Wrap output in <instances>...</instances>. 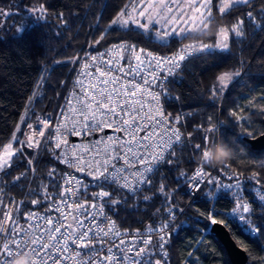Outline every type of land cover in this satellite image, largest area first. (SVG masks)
<instances>
[{"label": "trees", "instance_id": "obj_1", "mask_svg": "<svg viewBox=\"0 0 264 264\" xmlns=\"http://www.w3.org/2000/svg\"><path fill=\"white\" fill-rule=\"evenodd\" d=\"M40 3L47 8L44 19H36L27 11ZM128 3L130 0H0V9L12 13L0 17V151L7 143L12 144V150L19 149L11 160V167L0 171V195L8 204L22 201L21 213L43 210L47 206V202L35 206L30 202L40 198L43 185H48L53 196L60 190L65 167L43 138L38 147H27L24 131L28 124L36 125L38 118L51 117L53 126L58 121L73 85L76 65L86 55L121 41L137 49L166 54L180 46L173 41L168 47H162L134 27L108 29L111 19ZM216 3L217 0H213L216 22L200 35L205 43L214 44L218 26L231 25L236 17L249 10L243 6L221 19ZM261 8H264V0H254V15L258 22L264 23ZM21 25L25 31L18 33ZM244 33L243 37L230 38V53L222 54L223 60L219 55H194L168 82L164 93L166 110L181 117L178 128L184 137L191 133L190 139L174 146V157L166 155L165 159L173 162L160 163L151 174V184L143 185L135 194L109 187L113 198L120 203L114 208L110 205L105 208L121 229L144 228L156 219H166L170 207L175 214L178 208L183 209L177 215L178 224L172 228L165 247L166 264H230L224 248L209 231L207 214L210 210L220 213L217 219L225 221L223 225L231 238L245 251L246 264H264V201L258 199V193L264 190V149H251L246 138L252 137L245 131L255 137L264 131V31L256 29L245 17ZM101 34L104 39L94 44ZM192 42L191 39L185 41ZM231 69L239 70L241 77L223 94L212 97L210 89L216 77ZM231 111H236L243 119L231 116ZM209 118L219 128L218 137L229 142L234 158H229L230 169L223 172L215 170L221 167L219 162L204 167L211 170V176L221 184H234L239 179V194L254 210L251 222L261 228L258 238L245 235L238 223L227 215L236 206L232 190L216 188L206 182L193 198L185 192L184 179L202 164L200 155L195 154L192 147L203 140V133L197 128L208 127ZM51 129L46 130V136ZM19 142H24V146ZM29 160L33 161L31 167ZM52 168L57 172L55 183L48 176ZM254 172L258 173L256 179L260 180V185L252 179ZM17 176H21L19 181L15 180ZM161 185L165 189L163 193L159 191ZM12 211L23 226V215L17 214L14 206Z\"/></svg>", "mask_w": 264, "mask_h": 264}, {"label": "snow or ice", "instance_id": "obj_2", "mask_svg": "<svg viewBox=\"0 0 264 264\" xmlns=\"http://www.w3.org/2000/svg\"><path fill=\"white\" fill-rule=\"evenodd\" d=\"M253 3L254 0H217L215 8L221 19L243 6H247L249 10L236 17L231 25L218 26L214 44L205 43L200 39V35L209 31V26L216 22L213 0H130V3L119 9L111 19L108 29L117 26L131 30L134 27L141 30V34H147L159 42L162 47H168L173 41L180 46L175 52L164 56L153 54L144 48L137 49L135 45H128L123 41L113 44L110 51H131L133 62L127 66L121 65L120 59H123L121 57L116 59L114 64L111 59L103 60L106 53H99L105 67L96 66V74L88 73L94 82L87 86L83 81H77L82 92L76 97L75 105L69 99L67 116L61 112V119L65 122L53 126L51 117L38 118L40 127L28 136L26 146L38 147L41 143L40 138H43L51 145L50 150H58L53 154L60 163L77 172L85 173L87 170V175L96 182L99 191L91 194L92 202L89 203L82 199V195L87 194V186L76 176L64 173L59 183L60 190L55 196L48 191V185H43L40 198L30 201L34 206L47 202L43 213L34 210L21 213L22 201L19 203L12 201L4 205L0 200V205L9 209L3 213V219H0V264H12L15 259L26 253L33 257L31 264H65L69 260L74 264H166V237L170 235L166 230L174 226L171 219L157 229L149 227L144 234L139 230L134 234H129L125 230L122 234L115 222L110 221L104 212L106 205L114 208L120 201L114 199L113 193L105 190L104 185H117L135 194L142 185L151 184V174L160 163L173 162L171 159L166 160V155L174 157L175 151L172 150L174 146L182 144L185 139H190L191 133L184 137L179 128L167 127L173 121H170L158 107L145 111L146 102L141 97L149 96L158 105L161 93L152 91L154 87L163 89V81L158 73L166 71L167 75H172L175 70L182 67L183 62L194 55H219L223 60L225 57L222 54L230 53V38L245 35V17L256 29L264 31V23L258 22L254 15ZM27 11L34 14L36 19H44L47 8L40 3ZM260 12L264 15V8H261ZM9 15H12L10 11L0 9V17ZM108 29H105V32ZM24 31V25L17 28L18 33ZM103 39L104 35L101 34L100 39L95 40L94 44H99ZM189 39L193 42L185 43ZM97 58L90 57L93 64ZM85 67L88 65L85 64ZM114 72L121 75H113ZM129 77L130 79H127ZM239 77H241L239 70L221 72L210 89V95L217 97L223 94ZM164 79H167V76ZM158 80L160 83H157ZM230 115L238 120L243 119L236 111H231ZM173 119L175 124L181 121L180 116ZM161 126H164L163 131H158V127ZM27 127L33 128L32 124H28ZM50 128L53 131L46 136V130ZM105 128H114L122 135L115 139L111 136L106 140L97 139L90 147L88 145L68 147L65 138L67 135L79 136L81 129L87 134L89 129L103 131ZM197 131L203 133V140L192 147L194 153L200 155L202 164L189 183V194L191 195L193 190L200 191L205 177L208 178L207 183L215 185L216 188L232 190L236 197V206L227 215L238 223L245 235L258 238L261 228L251 222L250 217L254 210L239 194L241 188L239 179L237 178L234 184H221L211 176V170L204 167L210 165L204 162L206 159H220L221 152L214 150L218 146L230 148L229 142L226 138L218 137L219 128L211 122V118L208 127L200 125ZM245 131L248 136L255 138L252 132L247 129ZM141 132L144 135H140ZM169 133L171 135H168ZM164 136H168V139L165 140ZM157 137L159 142H151ZM19 143L24 146V142ZM12 149V144L4 146L3 154L0 155V171L11 167V160L19 151ZM228 160L222 162L221 167L215 170L223 172L230 169ZM28 163L31 167L33 161L29 160ZM31 170L35 171L34 168ZM56 175V169H50L48 176L54 183ZM21 176L15 177V180L19 181ZM257 176L258 173L254 172L252 179L260 185ZM228 178L232 179L231 176ZM159 191L162 193L165 191L163 185ZM212 194L211 191L208 193L209 196ZM258 199L264 201V190L258 193ZM13 206L15 212L23 215L28 222L27 228L14 218ZM168 214L170 218H174L175 213L171 207ZM218 215L220 213L215 210L208 212L210 225L225 223L224 220L217 219ZM69 216L72 217L71 224L65 223ZM105 223L107 228L102 227ZM153 232L162 233L159 237L160 242L154 246L162 254L160 259H156V252L150 249ZM128 236L129 239L124 238ZM83 249L87 251H81Z\"/></svg>", "mask_w": 264, "mask_h": 264}, {"label": "built area", "instance_id": "obj_3", "mask_svg": "<svg viewBox=\"0 0 264 264\" xmlns=\"http://www.w3.org/2000/svg\"><path fill=\"white\" fill-rule=\"evenodd\" d=\"M113 44H116V43H113ZM112 45L107 46L106 48H104V49H102L99 52H96L94 54H88V55H86L82 59V61L78 65H76L75 71H74L73 85H72V88L70 89V91L68 92V94L66 96V99H65L63 108L61 110V112L62 111L64 112L65 116L68 115V109H69L68 101H69V99H71L73 105H75L76 104V97L82 92V89H81L80 85L77 84V81L78 80L83 81L84 85L87 86L90 82H94L92 80V78L90 76H88V73L96 74L95 73L96 66H100L102 68L105 67L104 63L102 62L101 58L98 55L99 53H106V55L103 57V60L106 61V60L111 59V60H113L114 64H115V60L116 59H120L121 57L123 58V59H120V64L121 65L127 66L128 64H130V63L133 62L132 61L133 53L131 51H128V50H121L120 52L110 51ZM173 52H175V51H173ZM152 53L153 54L164 55V56H168V55L171 54V53L166 54V53H155V52H152ZM91 56H97L98 57L95 64H93V62L91 61V59H90ZM85 64H87L88 67H85ZM150 70L151 69H149V71ZM178 71H179V69L178 70H175L172 75H167V72L166 71H163V72H159L158 73V75L160 76V79L163 81V89H161L160 87H154L152 89V91H154V92L161 93L160 99H159V104L158 105L154 101H152L151 97H149V96H143V97H141V99L146 102L145 111H147L148 108H152L153 110H155L158 107V108H160L164 112V114L166 116H168V119L170 121H173V123L167 125V127H176V128H178V124H175L174 123V119H173L174 117H177L178 115L177 114H172V113L168 112L166 110V107H165V104H164V93H165L166 86H167L168 82L175 77V75L178 73ZM113 75H121V74L118 73V72H114ZM165 76H167V79H164ZM127 79H130V77L127 78ZM137 80L139 81V78H137ZM157 83H160V81L158 80ZM76 106H78V105H76ZM153 114L154 115L156 114L155 111H153ZM168 114H170V115H168ZM157 118H159V117H157ZM62 122H65V121H62V119H61V113H60L59 119L54 124V126L55 125H58V124H60ZM32 126H33L32 129H29L28 127H26V129L24 131V142H25V144H26V142L28 140V136L30 134H32V132L34 130L39 129V127H40L39 121H38V123L36 125L32 124ZM69 126L71 127L70 124H69ZM163 127L164 126L158 127V131H163ZM52 131H53V129H51V132ZM121 135H122V133L116 132L114 128H105L103 131H99V130L93 131V130L89 129V130H87V134H84V130L81 129V135L77 136V135H71V134H69L65 138L68 141V147L69 148H71L74 145H76V146H79V145H88L90 147L92 144L95 143V141L97 139L106 140L110 136L113 139H115V138H117V137H119ZM140 135H144V133L141 132ZM168 135H171V133H169ZM164 139L167 140L168 139V136H164ZM151 142H159V137H157L155 141H151ZM102 146L103 145H101V147ZM53 150H54V152H58V150H55V149H53ZM93 155H94V153H93ZM61 164L65 167L64 173H69L71 175L76 176L78 179H80L82 181V183L84 185L87 186V194L86 195H82V199H85L89 203H91L92 202L91 194L92 193H95V192H98L99 191V188L96 186V182H94L92 180V177L89 176V175H87V170H85V173H81V172L75 171V169H73V168H69L66 164H63V163H61ZM198 168H199V166H197L193 170V172L189 176H187L184 179V181H183V186H184L185 192L188 194V196H190V198H193L198 193L197 191L193 190V193L191 195L189 194V191H190V189H189V183L192 180V178L195 176V173H196V171H197ZM207 179H208L207 177L204 178V181L205 182L201 185V188L207 182ZM109 187L114 188V189H118L120 191L132 193V192L126 190V189L119 188L117 185H104V188L107 191H109ZM0 197H2L4 199V196L3 195H0ZM7 204L8 203H4V205H7ZM46 207L43 210H36V211L37 212H40V213H43V212H45ZM180 209L181 208H178L177 209V214L174 215V218H170L168 216L166 219H156L155 222L153 224H151V225H148V226H146L144 228H134V229H121V228H119L117 226L114 218L108 212V210H106V208H104V212L109 217V220L110 221H114L115 222L118 230H120L122 234L125 232V230H127V232L129 234H134L137 230H139V232L141 234H144L149 227H151L153 229H157L160 226H162L165 222L169 221L170 219H171L172 224L174 225L173 227H175L178 224V221H179V219H177V215H179V214L182 213L181 211H179ZM5 211H9V209L2 207V211H1V214H0L1 219H3V213ZM99 219H102V218H99ZM72 222L73 221H72V217L71 216H69L68 219H67V221H65V223H72ZM23 226L25 228H27L28 222L25 221V223L23 224ZM102 227L107 228V224L106 223L105 224H102ZM173 227H170V228H168L166 230L170 235H171V231H172V228ZM161 234L162 233H157V232L151 233V236H152V245L150 246V249L151 250H154L156 252V259H160L161 258V255H162L160 253V250L158 248H154V246L160 242L159 237H160ZM170 235H168L166 237L167 244L170 241ZM124 238L125 239H129L130 236L124 237ZM167 244L165 245V247L167 246ZM109 246H111V245L109 244ZM97 247H99V245ZM81 251L86 252L87 250L86 249H83ZM114 251H115V249H114ZM65 264H74V262L71 261V260H69V261H66Z\"/></svg>", "mask_w": 264, "mask_h": 264}, {"label": "water", "instance_id": "obj_4", "mask_svg": "<svg viewBox=\"0 0 264 264\" xmlns=\"http://www.w3.org/2000/svg\"><path fill=\"white\" fill-rule=\"evenodd\" d=\"M246 142L253 150L264 149V131L254 139L246 138ZM209 231L218 239L224 248L230 264H246L247 256L245 251L236 245L224 225L219 223L210 225Z\"/></svg>", "mask_w": 264, "mask_h": 264}, {"label": "clouds", "instance_id": "obj_5", "mask_svg": "<svg viewBox=\"0 0 264 264\" xmlns=\"http://www.w3.org/2000/svg\"><path fill=\"white\" fill-rule=\"evenodd\" d=\"M214 151L221 152V158H210L206 159L204 162L207 164H214V163H222L225 162L227 159L231 158L233 155L231 148H224L223 146H218ZM71 224V223H70ZM33 260V257L30 254H24L23 256L18 257L15 259L12 264H31V261Z\"/></svg>", "mask_w": 264, "mask_h": 264}, {"label": "rangeland", "instance_id": "obj_6", "mask_svg": "<svg viewBox=\"0 0 264 264\" xmlns=\"http://www.w3.org/2000/svg\"><path fill=\"white\" fill-rule=\"evenodd\" d=\"M8 144H10V143H7L6 145H8ZM2 154H3V149L0 151V155H2ZM0 200L3 201V204L7 203L2 197H0ZM2 207H3V205H0V214H1V211H2ZM0 219H1V216H0Z\"/></svg>", "mask_w": 264, "mask_h": 264}]
</instances>
